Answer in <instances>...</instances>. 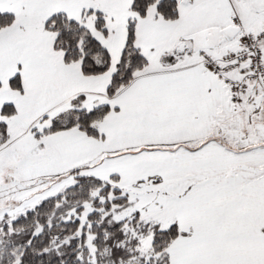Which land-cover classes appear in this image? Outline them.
Returning <instances> with one entry per match:
<instances>
[{
	"label": "snow or ice",
	"instance_id": "6c2138e0",
	"mask_svg": "<svg viewBox=\"0 0 264 264\" xmlns=\"http://www.w3.org/2000/svg\"><path fill=\"white\" fill-rule=\"evenodd\" d=\"M0 264H264V0H0Z\"/></svg>",
	"mask_w": 264,
	"mask_h": 264
}]
</instances>
